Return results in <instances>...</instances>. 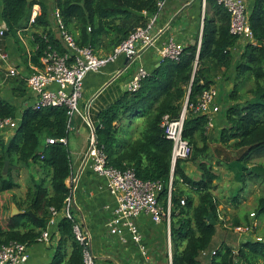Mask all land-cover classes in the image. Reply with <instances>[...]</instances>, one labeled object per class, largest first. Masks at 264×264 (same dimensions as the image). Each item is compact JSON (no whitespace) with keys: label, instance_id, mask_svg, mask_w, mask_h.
Returning <instances> with one entry per match:
<instances>
[{"label":"trees","instance_id":"16d2710c","mask_svg":"<svg viewBox=\"0 0 264 264\" xmlns=\"http://www.w3.org/2000/svg\"><path fill=\"white\" fill-rule=\"evenodd\" d=\"M159 1L0 0V19L7 27L2 39L12 36L22 51L23 61L40 66L47 45L44 35L62 50L53 29L54 12L59 10L78 44L90 46L96 54L105 56L136 28L149 23L158 12ZM36 3L40 4L41 12L30 25ZM249 16L254 42L234 52L239 40L230 32V13L217 0H206L201 44L197 35L179 59L160 60V65L143 78L140 89L125 90L98 114V147L106 154L107 164L119 169L133 168L140 179L163 184L158 201L165 210L169 201L171 205L172 264H264L262 236L261 240L253 236L240 241L223 239L218 246L215 244L219 242H214L220 232L226 233L220 229L221 200L215 192L218 175L210 139H215L218 133L219 141L236 151L225 160H230L234 179L242 183L239 191L249 178L264 182V164L252 163L264 157V0L249 5ZM5 43L0 40V45L6 46ZM234 63L237 75L228 91L229 103L223 107L224 123L210 132L207 115L195 112L190 104L196 103L219 77H224V82L232 80ZM248 79L253 80V86L245 90L243 84ZM17 109L16 104L0 96V118L16 117ZM185 109L184 136L194 152L190 159L173 163V143L165 136L161 123L164 115L178 118ZM70 123L66 107L29 106L23 110L16 132L7 141L0 139V247L12 241L29 245L38 242L54 215L53 209L59 212L63 209L71 194L67 180L73 167L68 142L59 139L69 137ZM6 161L9 165L5 172ZM188 161L200 172L198 178L184 169ZM23 171H27L26 192L24 196L15 194L13 199L21 212L7 213L4 217L8 208L1 203L4 193L21 186L19 177ZM254 213L257 218L264 217V196L259 198ZM209 214L214 215L216 224L209 223ZM163 220L168 222L166 217ZM232 220L234 226L246 224L254 228L250 214L233 216ZM75 221L66 216L57 219L54 231L60 237L48 264H84V246L75 236Z\"/></svg>","mask_w":264,"mask_h":264},{"label":"built area","instance_id":"2783aa9c","mask_svg":"<svg viewBox=\"0 0 264 264\" xmlns=\"http://www.w3.org/2000/svg\"><path fill=\"white\" fill-rule=\"evenodd\" d=\"M230 13V32L238 37V40L254 42V33L250 23L248 0H217ZM164 0L158 3L159 9ZM203 6L206 7V0H203ZM41 12L40 4H34L32 14L29 20L30 25L36 20L38 13ZM158 12L153 15L146 26L136 28L130 36L115 47L112 53L105 56H99L90 46L79 45L75 37L66 28L59 10L54 12L53 29L56 37L60 39L62 50L50 42V38L44 35L43 38L47 45L43 48V54L40 57L41 65L34 66V71L27 78V86L35 94L32 107L41 109L49 106L66 107L69 115L71 131L74 116L81 115L85 118L91 131L93 145L89 159L93 171L107 178V186L114 195L117 206L113 216L108 220L110 234L123 236L127 230L131 233L133 239L139 244L143 236L140 232L135 217L142 211L148 212L155 222H160L166 217L170 224L171 205L165 210L158 201V193L162 190L163 184L160 181L142 180L133 168L119 169L107 164L106 154L98 143H94V134L96 133V123L93 121L89 112H83L80 107V101L83 96L84 79L90 72H100L108 63L115 62L120 56L128 57L123 68L119 69L112 77L110 82L116 81L122 75L131 69L137 62L139 53L153 46L156 41V35L153 33V23ZM7 34V27L0 23V40ZM35 40V37L32 36ZM201 41H199V45ZM37 48L40 44L37 43ZM185 45L174 40L169 41L160 50L161 60L164 58L179 59ZM133 51L130 55L129 52ZM0 57L3 60L8 59V54L2 52L0 48ZM10 74L16 75L15 68H10ZM149 74L148 69L139 66L127 81L126 89L128 91H137L141 87L142 80ZM218 87L213 84L210 88L203 91L196 103L190 104V108L195 112L206 114L209 119L208 126L212 125L215 115L221 112L222 107L217 100L219 95ZM187 106V103H186ZM186 119V109L178 118L169 114L163 116L162 127L165 136L173 143L172 160L175 163L178 159H190L194 152V147L184 136ZM19 121L12 117L0 118V130L17 129ZM208 127V128H209ZM53 141L52 139H48ZM59 141L68 142V137H62ZM76 177L67 180L71 187V194L66 198L63 209L59 212L53 209V217L50 219L48 226L43 230L38 242L51 243L53 236V227L57 225L59 215L76 219L73 211V190ZM171 186V185H170ZM185 203V200H182ZM255 213L252 212L253 216ZM74 232L76 238L83 244L84 264H97L96 255L91 247L88 235L81 227L78 221H75ZM234 231L244 235L253 231L252 225H236ZM253 238L261 240L262 238L253 235ZM29 244L12 241L3 244L0 247V264H24L29 257ZM141 252L146 255L145 246L140 244ZM169 257L172 261V246L169 245Z\"/></svg>","mask_w":264,"mask_h":264},{"label":"crops","instance_id":"0c3cea01","mask_svg":"<svg viewBox=\"0 0 264 264\" xmlns=\"http://www.w3.org/2000/svg\"><path fill=\"white\" fill-rule=\"evenodd\" d=\"M254 1L248 0V4L252 5ZM205 12L206 7L203 6V0H164L153 23V33L156 35L154 45L139 53L137 62L126 71L128 75L122 84L121 82L116 84L115 81L110 82V80L119 69L124 67L126 56H120L115 62L108 63L100 72L88 73L84 79L83 96L80 101L81 110L90 111V116L97 124L99 112L127 90V81L139 66H144L149 72L157 67L161 60L160 50L165 44L174 40L183 43L186 47L195 41L197 35L201 41ZM0 23H3L1 19ZM26 38L22 39L28 51L31 52L29 41ZM2 40L1 42H6V46L0 45V48L2 52L8 54V59L5 61L0 57V96L17 105L16 117L13 118L20 122L23 110L34 103L35 94L27 86V78L34 71L35 65L23 61L22 51L15 44L12 36L8 35ZM245 44L244 40L238 41L233 51L243 49ZM13 67L17 70L16 75L10 74V68ZM223 80L224 77H219L215 83L219 92L224 83ZM228 84H230L229 91L232 87L231 81H228ZM220 105L222 111L214 118L218 122L222 121L223 106ZM15 132L16 129L0 130V139L7 141ZM91 142L92 135L85 118L76 114L68 137L73 167V172L68 179L77 178L73 183L75 186L73 209L76 220L88 235L97 264H172L169 257L170 225L166 220L155 222L146 211H142L135 217L134 220L143 236L140 244L145 246L146 255L142 254L140 244L133 239L129 231L126 230L123 236L110 234L108 220L113 216L117 201L108 189L107 178L93 171L89 158L86 161ZM184 169L195 178L200 175L193 162L184 163ZM21 176L19 177L21 186L4 193V201L2 200L1 203L8 206L4 217L7 213L12 215L13 204L16 205L13 201L14 195L24 196L26 192L27 172H23ZM222 201L225 199L221 200L220 206H225ZM61 216L59 215L58 218ZM55 228L56 226L53 227L54 237L51 243L34 242L29 246V257L24 264H48L52 261L54 244L60 237L59 232L54 231ZM220 234L217 240L219 243L215 244L216 246L223 239L228 240L229 238L222 232Z\"/></svg>","mask_w":264,"mask_h":264},{"label":"rangeland","instance_id":"374dc122","mask_svg":"<svg viewBox=\"0 0 264 264\" xmlns=\"http://www.w3.org/2000/svg\"><path fill=\"white\" fill-rule=\"evenodd\" d=\"M235 66L236 63H234L231 70L232 73L230 74V76H233L232 80L231 79L229 80L232 83L231 89L233 88L234 81L236 80L235 78L237 75ZM127 75L128 72L127 73L125 72L122 75V77H120L115 81L116 84H119V82H121L122 84L123 83L122 81L126 79ZM229 85L230 84H228V82H224L221 86L220 93L217 96L218 102L222 104L224 108L229 103V92H226L229 89L228 88ZM252 86H253V80L251 79H248L243 84V88H245V90L251 88ZM221 118L222 121L220 122H218V120L213 121L212 125H210L209 127L210 132H213V130L217 131L218 128L222 127L224 123V119L223 117ZM209 142H210L211 154L214 156L212 161L216 162L215 172H217L218 175V179L216 180L217 189L215 192L220 196L221 200L225 199V201H222L225 206H220L221 212L219 216H220V221H222L221 222L222 224H220V229L223 228L225 230L226 235H228L229 239L231 240L233 239L235 241L236 239L238 241L245 240L248 237H252V234L264 237V217L257 218L256 215L253 216L251 215V213L256 210V207L259 202V198L264 196V182L261 179L249 178L246 181L244 189L239 191V188L242 187V183L237 182L234 179V172L233 170H231L228 163V161L230 160L228 161L225 160V157L227 156L233 157L236 154V151L232 147H227L226 144L221 143L219 141L218 133H216V138L210 139ZM219 157H221L220 159L222 160L220 162L218 160ZM252 163L264 164V157L256 158L252 161ZM23 172H27V171H23ZM235 196H238L236 199L237 202H235V198H234ZM245 214H250L251 223L254 224V228L252 233L241 235L234 231L235 226L234 224H232L233 222L232 217L233 216L243 217ZM217 240H218V236L215 237L214 242H217Z\"/></svg>","mask_w":264,"mask_h":264},{"label":"water","instance_id":"95a60500","mask_svg":"<svg viewBox=\"0 0 264 264\" xmlns=\"http://www.w3.org/2000/svg\"><path fill=\"white\" fill-rule=\"evenodd\" d=\"M29 1H32V0H29ZM129 54L130 55H132L133 54V51H130L129 52ZM127 60H128V57H127ZM126 60V61H127ZM160 65V63H158V65L157 66H159ZM98 136H97V134L95 133L94 134V143L93 144H97L98 143ZM92 147H93V145L91 144V146H90V148L88 149V151H87V154H86V161L88 160V158H89V156H90V152H91V150H92ZM85 161V162H86ZM8 165H9V162L8 161H6V163H5V172L7 171V169H8ZM20 212V210L17 208V206L15 205V204H13V212H12V215H15L16 213H19ZM208 219L210 220L209 221V223L210 224H216L217 223V221H216V219H215V217H214V215L213 214H209L208 216Z\"/></svg>","mask_w":264,"mask_h":264}]
</instances>
